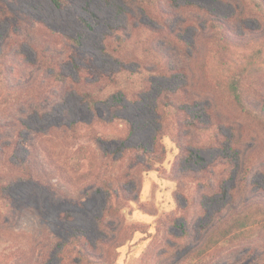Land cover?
<instances>
[{
  "label": "rangeland",
  "instance_id": "obj_1",
  "mask_svg": "<svg viewBox=\"0 0 264 264\" xmlns=\"http://www.w3.org/2000/svg\"><path fill=\"white\" fill-rule=\"evenodd\" d=\"M176 1L180 6L191 7L202 24L209 18H216L227 23L235 37L244 35L242 24L237 22L233 2ZM2 2L13 16L0 22V52L14 25L24 22L27 29L33 28L31 35L36 29H41L44 34L78 38L81 45L75 48L77 63L95 67L105 74L119 70L121 63L104 52V36L114 29L130 25L131 14L138 12L128 0H69L68 8L63 10L57 9L50 0ZM141 20L145 22L147 18L141 16ZM244 24L256 30L258 35L263 33L255 20L247 17ZM196 34L198 32L189 29L186 38L191 40L195 36L199 57L205 44ZM259 42L264 45V38ZM18 51L24 57H19L21 63L14 66L12 82H17L18 75L26 72L22 63H33L36 58L28 43L22 48L13 47L12 53ZM199 59L182 60L183 75L154 78L151 89L141 94L139 99L98 103L97 113L72 90L70 84L62 88L52 86L38 95L23 97L18 101L20 103L0 107V121L18 123L22 140L19 156L22 158H26L29 144L38 142L40 148L46 145L44 143L52 144L49 142L52 135L56 137L62 153L57 160H64V154L76 143L92 147L90 157L97 166L105 151H115V143L105 142L98 146L88 142V138L75 142L64 130L57 132L58 128L68 127L72 122L93 123L94 128L102 123L116 136L117 144H121L123 150L131 149L134 156L142 155L144 149H153L155 144L166 150L161 172L143 169L140 176L127 179L125 188L131 191V196L137 197V201L125 202L126 208L114 216L106 213L109 202L103 191L85 182L80 187L62 182L40 149L39 159L45 168L42 174L46 173L47 182L55 191L35 181H20L16 172L8 175L7 182L0 184L4 186V198H0V264H60L55 248L74 236L83 239L92 252L99 254L103 250L107 264H177L193 245L201 241L215 213L227 206L230 200L239 203L242 199L238 190L233 196L232 191L237 188L247 156L252 166L245 195L247 198L264 197V133L203 82ZM125 67L130 68L129 65ZM66 71L76 78L72 67H67ZM257 79L264 92V70L257 74ZM173 92L185 93L188 98L186 102L184 95L179 97L178 112L182 110V113L180 120L175 119L181 122L180 132L176 137L177 125L175 133L157 142L161 111L155 107L156 100L160 93ZM193 121L212 126L218 142L191 129L189 123ZM164 128L167 130L166 123ZM227 160L232 161V165L226 164ZM195 176L201 184L193 183ZM204 176L211 179L210 187L204 184ZM174 177L183 179L175 182ZM159 222L164 223L161 229ZM185 223L189 230L186 236L182 228ZM103 224L110 228L118 226V243L125 244L117 251L99 245L100 240L114 236L108 229L104 231ZM180 237L183 238L178 239ZM52 243L55 247L48 246L44 249L45 258H39L42 244L46 247ZM208 264H264V234L252 242L215 252Z\"/></svg>",
  "mask_w": 264,
  "mask_h": 264
},
{
  "label": "trees",
  "instance_id": "obj_2",
  "mask_svg": "<svg viewBox=\"0 0 264 264\" xmlns=\"http://www.w3.org/2000/svg\"><path fill=\"white\" fill-rule=\"evenodd\" d=\"M50 1L60 10L69 6V0ZM128 1L138 11L131 14V24L114 29L104 36V52L121 63V68L110 74L77 63L75 48L81 45L78 38L61 37L55 33L44 34L41 29H36L34 35H31L33 28L29 30L26 28L27 24L17 22L6 36L0 52V107L20 103L18 101H22L23 97L38 95L52 86L62 88L70 84L72 90L97 113L98 103L122 101L124 98L139 99L141 94L151 89L154 78L183 75L181 61L200 57L198 67L203 82L222 95L243 118L264 133V92L257 79V74L264 70V45L259 42L264 38V0H227L235 4L237 22L243 26L244 35L236 37L227 23L209 18L202 24L191 7L180 6L176 0ZM12 16L13 13L0 0V22L11 19ZM141 16H145L147 21L141 20ZM245 17L258 22L263 33L258 35L256 30L246 27ZM189 29L198 32L197 37L200 36L204 41V52L199 57L195 36L191 40L186 38ZM27 43L36 54L35 62L22 63L26 72L18 75L17 82H12L14 66L21 63L18 61L19 57H24L20 51L12 53L13 47L22 48ZM69 66L76 72V78L66 71ZM180 95H184L188 102L185 93L176 92L160 93L156 100L155 107L161 111L157 142L175 133L177 125L179 128L175 135H179L181 122L177 119L180 120L182 113V110L178 112ZM189 126L209 140L218 142L217 133L211 130L212 126L202 121H193ZM19 129L18 123L14 121H0V184L7 182L8 175L16 172L20 181H35L50 191H55L53 185L47 182L46 173L42 174L45 171L39 159V151L42 149L62 182L71 187H80L85 182L103 191L108 197L109 205L105 209L108 215H120L126 208L125 202L137 201V197L133 194L131 196V191L128 192L125 188L128 178L140 176L143 169L146 172H161L165 163V148H158L155 144L153 149H144L142 155L134 156L131 149L123 150L121 144H117L116 136L107 126L101 123L94 128L93 123L85 125L83 122H72L68 127L58 128L57 132L64 130L75 142L88 138V142L98 146L105 142L115 143L117 147L114 152L105 151L98 159L99 166L91 160L92 147L79 143L64 154V160H57L62 153L54 135L49 140L53 143H44L46 145H42V148L38 142L29 144L27 156L22 158L19 156L22 144ZM141 158L143 161H140ZM246 159L248 160L242 165L237 188L232 191L233 196L234 191L238 190L242 199L239 203L230 200L227 206L217 211L201 241L193 245L177 264H208L215 252L252 242L264 234V197L247 198L245 195L252 166L250 158L247 156ZM228 161L225 163L232 165V161ZM134 170L136 171L133 172ZM181 179L183 177H174L173 181L179 182ZM203 179L204 184L210 187L211 179L206 176ZM196 182L202 183L195 176L193 183ZM3 188L0 185L2 199ZM99 221L101 222L100 219ZM102 226L105 232L108 229L114 236L100 240L101 247L107 246V250L117 251L125 244L118 243V226ZM159 226L161 229L164 223L159 222ZM182 228L184 235H188L186 223ZM45 246L42 244L39 258L44 259V249L48 246L55 247V244ZM55 249V256L60 264L108 263L103 250L99 254L90 251L88 244L79 237L74 236Z\"/></svg>",
  "mask_w": 264,
  "mask_h": 264
}]
</instances>
